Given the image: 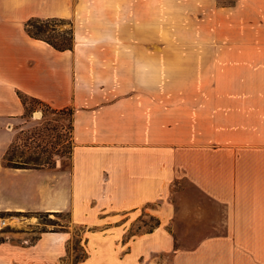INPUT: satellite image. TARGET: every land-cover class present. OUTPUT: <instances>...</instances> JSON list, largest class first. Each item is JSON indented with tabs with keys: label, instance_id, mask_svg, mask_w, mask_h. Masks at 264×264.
Instances as JSON below:
<instances>
[{
	"label": "crops",
	"instance_id": "crops-1",
	"mask_svg": "<svg viewBox=\"0 0 264 264\" xmlns=\"http://www.w3.org/2000/svg\"><path fill=\"white\" fill-rule=\"evenodd\" d=\"M91 4L0 0V213L69 212L86 234L76 264H264V40L230 42L207 67L188 61L192 84L162 89L155 40L76 32L60 50L26 29L31 17L114 10ZM20 92L74 107L69 167L6 165L28 125ZM69 237L3 247L67 250Z\"/></svg>",
	"mask_w": 264,
	"mask_h": 264
},
{
	"label": "rangeland",
	"instance_id": "rangeland-1",
	"mask_svg": "<svg viewBox=\"0 0 264 264\" xmlns=\"http://www.w3.org/2000/svg\"><path fill=\"white\" fill-rule=\"evenodd\" d=\"M79 3L113 7L114 10L80 15L77 20L60 15L63 21L52 20L44 25L46 34L55 35L59 30L73 27L75 41L76 32L84 41L155 40L157 87L162 89L192 84L190 79L181 77V71L190 67L188 61L193 62V69L200 59L207 67L214 55L231 52L230 42L264 40V0H77ZM90 22L95 23L90 25ZM53 54L46 56L52 59L58 55L57 52ZM26 107L28 125L22 128L24 131L17 132L20 144L17 151L23 150L27 155L40 153L55 161V166L69 167L70 111H56L30 98ZM28 135H32L30 147L22 144ZM182 184L188 182L183 180ZM157 222L158 218L147 215L141 224L150 228ZM67 230L70 236L67 250H4L3 247L5 242L32 246L42 233ZM85 241L83 227L71 223L67 211L0 213V264H76L86 256ZM196 241L180 240L186 245Z\"/></svg>",
	"mask_w": 264,
	"mask_h": 264
},
{
	"label": "trees",
	"instance_id": "trees-1",
	"mask_svg": "<svg viewBox=\"0 0 264 264\" xmlns=\"http://www.w3.org/2000/svg\"><path fill=\"white\" fill-rule=\"evenodd\" d=\"M56 20V21H63L64 18L62 17H31L26 22V29L28 32L35 37L42 38L49 42L51 45H53L55 48L64 50L68 48H73L75 43V32L73 27L66 28L63 30H59L58 34L55 35H48L46 34V31L44 29V25H47L48 22ZM53 29L56 30V27H53ZM20 96L22 100L27 104V99L30 98L31 100H35L37 102H41L42 104H45L53 110H68L71 113V130L73 129V113H74V107L73 106H65L60 109L54 108L50 106L48 103L44 102L43 100L34 97V96H28L27 94L21 93ZM21 131H24V129H21ZM32 135H28L26 138V141L22 144L24 146L30 147L31 142L30 138ZM19 136L16 134V137L10 144L9 148L7 149L5 155H4V161L6 165L9 166H15V167H53L55 166V161H52L50 157L48 156H42L40 153L37 154H25V152L22 150L20 152L17 151V147L20 145L18 143ZM73 137L71 136V142H70V155L73 149Z\"/></svg>",
	"mask_w": 264,
	"mask_h": 264
}]
</instances>
